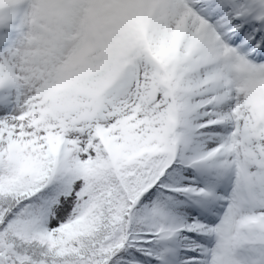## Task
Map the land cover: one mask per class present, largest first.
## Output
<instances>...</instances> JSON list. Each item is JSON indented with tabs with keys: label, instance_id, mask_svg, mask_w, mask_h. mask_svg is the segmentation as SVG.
<instances>
[{
	"label": "snow or ice",
	"instance_id": "obj_1",
	"mask_svg": "<svg viewBox=\"0 0 264 264\" xmlns=\"http://www.w3.org/2000/svg\"><path fill=\"white\" fill-rule=\"evenodd\" d=\"M0 264H264V0H0Z\"/></svg>",
	"mask_w": 264,
	"mask_h": 264
}]
</instances>
